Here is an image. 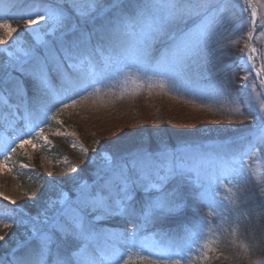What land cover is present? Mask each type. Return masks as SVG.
<instances>
[{"label": "rangeland", "instance_id": "1", "mask_svg": "<svg viewBox=\"0 0 264 264\" xmlns=\"http://www.w3.org/2000/svg\"><path fill=\"white\" fill-rule=\"evenodd\" d=\"M238 1L247 8L246 0ZM44 2L45 0H0V6L7 5L10 12L16 17V19L8 18L11 19L12 26L17 28V32H14L11 38L7 37L5 30L0 28V38L7 41L6 44L0 45V69L2 66L5 72L1 71L0 76V132H5L7 139L14 140L7 152L3 151V146L0 144V153H2L0 154V162L5 160V156L11 152V147H16L20 140L33 139V144H35V147L33 144H28L23 148H17V151L11 154L7 169L0 170V193L3 194L0 195V217H3L5 222L12 223L10 228L0 225V236L4 237L0 241V246L2 248L12 246L7 253H2L0 264H18L19 255L16 250L20 249L28 240L35 239L39 244V240L33 236V229H36L37 233L40 234L48 231L52 217L61 208L59 202L65 197L70 201H74L79 194L81 184H87L89 189L99 196L116 195L119 186L122 184L120 169L131 166L134 158L138 155L133 156L130 161L115 162L111 153L126 147L137 139L148 137V129L153 128L154 134L161 133L157 131L160 130L159 127H163L160 125L161 122L152 118L153 109L158 117L160 107H157V104L160 105V101H164V106L161 105L163 109L162 123L165 126L169 122L171 125L176 123L178 127L186 132L201 133L203 136L227 137L224 140L242 133L241 135L253 136L255 140L257 139V142L252 143V153L245 155V150L241 155L234 157H224L216 154L214 149L220 141L219 138L206 140L202 144L196 143L195 145H185L166 150L169 165L172 164L173 154L177 158V163L180 162V157H183L185 172L183 175L170 177L164 186V190L171 194V199L178 206H180L181 201L177 199V190L174 183L181 184L182 196H186L191 192H196L197 195L201 196L204 209L200 210L199 220L187 227L186 237H183L177 247L173 249L161 236L149 231L147 226L141 223L142 211L137 207L131 206L136 210L135 215L117 214L112 217H102L98 221V227L106 233L115 234L116 236L114 241H110L111 247L107 253L108 259L104 264H123V261L129 257L138 261V256H147L151 259H179L182 264H185L189 257L192 259L201 258L204 251H207L211 256L206 264H209V261L227 264L228 260L226 255L223 254L222 248L224 242L232 239V236L236 234L234 221L229 220L230 228L227 225L222 229L216 228L214 226L219 225L221 219L219 215L215 214L220 212L222 207L232 206L231 201H235L238 189L232 178H221L217 181L214 178L216 168L221 161L232 164L235 158L243 162V165L235 163L233 167L237 169L243 167L246 174L244 184L248 182L247 180H252L264 188V147L263 151L258 147L261 124L259 120L246 119L253 110H259L260 104L264 103V86L259 84V79L255 76V73L253 72L247 81L242 80L247 72L240 75V85L246 88L250 97V102L246 103L249 106H247L244 113L240 112L241 109L238 110L239 103L237 99L219 87L209 86L211 91L215 90L217 92L216 94L223 103L228 104H225L226 106H235V111L226 108V119L211 115L207 111L196 107H187L182 102H177L178 104L176 102L168 103V100L172 99L168 96L170 91L182 90L184 92L187 90L181 81L176 86L167 85L164 90H161L158 86L160 78L155 77L152 72L145 75L138 73L135 68H131L129 71L123 66V70L120 72L113 70L107 76L100 78L98 83H94L76 94L64 96L61 92L63 98L60 102H53L51 96L36 98L38 96L35 89H29L30 91L25 92L24 84L21 85L22 97L18 102H14L11 99V87L18 88V84H22V82H19L22 77L19 72V65L16 64L15 60L9 58V52L15 53L18 48L35 47L34 45L37 44L32 32L24 30L26 21L35 17L24 16L23 19L18 17L25 12L35 11L37 7L42 8ZM210 2L209 0L202 1L206 6L204 13L207 10L209 11ZM71 3L72 0H67L65 7H70ZM252 3L257 12V25L250 43L258 50L257 56L260 59L256 60V65L260 66L261 63H264V35H261L264 28L260 26V21L264 20V0H252ZM13 6H20L18 13L15 12ZM206 17L211 20L210 29L212 31L215 26L214 17L212 14ZM190 26L191 22H188L187 25H174L155 42L161 38L170 39L173 35L179 38L180 30ZM38 30L41 32L46 31L43 22ZM248 32L242 38L243 53L248 52L246 47V45H249ZM94 42L98 43V41ZM191 58H194V56L189 59L191 60ZM149 77H153L151 81ZM149 83L152 84L151 89L148 87ZM253 83L256 84L255 88L252 87ZM107 87L110 88L104 90ZM119 89H121V93H136L144 90L145 92L153 91L155 94L148 93L142 99L122 102L117 105L116 103L105 104L104 102H98L96 99L101 93L106 95L104 92H107V90L118 91ZM29 92L34 95L33 102L29 98ZM111 93L114 92H108V94ZM73 99L77 100L75 106L62 107V104H70ZM44 112L47 115L46 120ZM26 113H30L28 120L23 119ZM53 115L57 117L55 120L51 119ZM11 117H13V120H11ZM166 118L173 119L174 122H168ZM260 119H264V113L260 114ZM31 126H35L36 130L42 127L47 140L37 138L36 130L27 135L22 134L28 132V128ZM14 130L20 134L16 136ZM56 145L61 147L59 152L55 150ZM83 149H87V154ZM161 152L162 150L155 153L160 155ZM106 155L110 159H106ZM199 155L208 157L209 164L205 166V169L198 172L199 162L195 157ZM73 167L76 168L75 172L72 171ZM14 169H17L23 175L30 176L32 179L47 180L49 183L48 189L41 195L35 196L33 190L22 185L16 177ZM172 184L173 187L169 188V185ZM133 195L134 197L139 195L142 199L141 206H143L150 199L158 196L159 193L155 190L150 192L138 191ZM5 196L10 197V200H5ZM13 200L16 202L15 204L11 203ZM205 201L212 206L211 209L206 206ZM210 211L213 213L211 216L209 215ZM166 214L154 217L156 220L161 221ZM204 220H208L209 224H203ZM205 229L210 230L205 231ZM193 232L196 233L195 236L191 235ZM51 234L59 240V233ZM144 245H150V247ZM52 247L54 248L55 245H52ZM160 249H165L167 254L162 255ZM48 257H42V259L47 260ZM201 264H204V262L201 261Z\"/></svg>", "mask_w": 264, "mask_h": 264}, {"label": "snow or ice", "instance_id": "2", "mask_svg": "<svg viewBox=\"0 0 264 264\" xmlns=\"http://www.w3.org/2000/svg\"><path fill=\"white\" fill-rule=\"evenodd\" d=\"M66 2L67 0H45L42 8L37 7L35 11L20 14L18 17L20 19L24 16L35 17L26 21L24 30L32 32L39 47H21L15 53L9 52V58L19 65L21 77L33 82L37 96H51L53 102L62 100L61 92L64 96L76 94L98 83L100 78L107 76L111 71L120 72L123 70L122 66L129 71L135 68L138 73L145 75L152 72L155 77L160 78L158 86L161 90H164L167 85L176 86L180 81L185 62L206 48L214 35L210 29L211 20L204 16L206 6L197 0H138L134 15H128L121 9L111 16L108 12L112 8H120L121 0H112V4L107 9L106 0H72L70 7H65ZM230 2L231 0H222L219 11H225ZM241 7L242 10L248 11L243 4ZM8 17L16 18L7 5L0 6V28L4 29L7 37L11 38L12 34L17 32V28L12 26L11 19ZM201 17L204 18L201 19ZM101 20L97 29L95 24ZM42 22L46 28L44 32L38 30ZM90 22L92 27H89ZM188 22H191V26L181 29L179 38L173 35L171 45L165 47L160 53L159 60L152 64L153 43L165 35L170 27L177 24L187 25ZM250 25L252 30L247 33V36L253 39L257 25L255 8H251L250 11ZM260 26L264 28V20L260 21ZM261 35H264V32ZM6 43L4 38H0V45ZM246 47L248 52L241 54L235 67L249 69L242 78L243 81H247L254 72L259 79V84L264 86V63H261L259 67L256 65V60L260 59L257 56L258 50L251 45ZM97 53L100 57L99 64L93 60V55ZM64 64H67L69 68L80 70L75 79L61 71ZM54 71L59 78V91L51 83ZM152 78L149 77V80L151 81ZM148 87L151 89L152 84L149 83ZM252 87L255 88L256 84L253 83ZM25 92H27L26 89ZM76 103L77 100L73 99L70 104H62V107L68 108L75 106ZM261 113H264V103L260 104L259 110H253L246 119L259 120L261 124L259 146L264 147V119H260ZM44 115L46 120V112ZM29 117L30 113H26L23 119L28 120ZM56 118L55 115L51 117L53 120ZM33 130H36L35 126L29 127L28 132L22 134L27 135ZM36 137L47 140L42 127L36 130ZM12 143L14 140L8 139L3 145V151L7 152ZM28 144H33V139L20 140L16 147H11V152L5 156L3 162H0V170L7 169L11 154L15 153L17 148H23ZM33 146L35 147V144ZM83 151L87 154V149ZM252 151L253 146L249 144L244 154L248 155ZM105 158L110 159L107 155ZM195 159L199 162L198 172L209 164V158L204 155L196 156ZM167 160L166 150H162L160 155L151 150L141 151L134 158L131 166L120 169L122 184L115 196L111 194L107 197L99 196L91 191L87 184H81L79 194L74 201L65 197L59 202L61 208L52 217L48 231L40 234L33 229V236L39 240V252L28 253L19 260L18 264H38L37 256H54L53 264H104L108 259L110 241H114L116 236L99 228L98 221L102 217H112L117 214L135 215L136 210L131 207L134 193L152 190L159 193L142 209L141 214L146 223L151 222L156 215L178 210L179 206L173 202L171 194L164 190V186L170 177L184 174V159L180 157V162L177 163V158L173 154L171 165L167 163ZM235 163L243 165L242 161L235 158L232 164L221 161L216 168L214 178L217 181L221 178H232L239 191L245 183L246 174L243 167L240 169L233 167ZM72 171L75 172L76 168L73 167ZM261 194L264 195V192ZM0 195L3 194L0 193ZM4 199L10 200V197L5 196ZM246 201L245 197L242 202L246 203ZM11 203L16 202L13 200ZM205 203L211 209L212 206L207 201ZM231 204L232 207H222V210L215 214L219 215L221 223L214 227L222 229L227 225L230 228L229 220L239 219V207L235 201H231ZM253 211H256L258 216H264V205H260ZM209 215L213 213L210 211ZM203 224H209V221L204 220ZM0 225L10 228L12 223L5 222V219L0 217ZM207 230L210 229H205ZM51 233H59V240L55 239ZM191 235L195 236L196 233L193 232ZM3 239L4 237L0 236V241ZM52 245H55V251ZM144 246L150 247V245ZM240 247L250 258L249 244H241ZM257 247H259L258 242ZM160 253L167 254L165 249H160ZM235 258L239 261V253ZM210 259L209 253L204 251L201 258L189 257L185 264H201V261L206 264ZM123 264H182V262L179 259H151L147 256H138V261L129 257L123 261Z\"/></svg>", "mask_w": 264, "mask_h": 264}, {"label": "trees", "instance_id": "3", "mask_svg": "<svg viewBox=\"0 0 264 264\" xmlns=\"http://www.w3.org/2000/svg\"><path fill=\"white\" fill-rule=\"evenodd\" d=\"M204 0H198L202 3ZM207 1V0H206ZM210 8L204 13V16L212 14L214 17V28L212 32L214 33L212 40L209 45L201 50L198 54L194 55V58L188 59L185 62L183 71L180 77V81L186 87V91L177 90L170 91L169 95L170 102H182L183 105L191 108H199L207 111L209 114L218 116L220 118L226 119V108H231L235 111L232 105L226 106L228 104L223 103L220 97L216 94L217 92L211 91L209 86L214 85L226 91L233 98L238 100L240 112L246 111V103L250 102V97L246 88L240 85V75L243 72H248L247 68L241 70V68L235 67L236 61L239 59L241 54L244 52V46L242 45L243 35L250 29L249 24V14L248 11L242 10L241 3L238 0H231L229 7L221 12L219 11L222 0H209ZM107 7L112 4V0H106ZM138 0H121L120 8H112L108 15L111 16L121 9L128 15H134L135 6ZM17 5V4H16ZM245 7V6H244ZM19 12L20 6H13ZM22 10V9H21ZM209 12V14H208ZM204 17H201L203 19ZM16 19V18H13ZM98 21L95 27L99 29ZM92 23H89V27H92ZM172 38H161L157 42L153 43L151 50V63L155 64L160 58L161 51L171 45ZM98 43H103L98 41ZM39 47L38 44L34 45ZM93 60L99 64V54L93 55ZM4 70L0 69V76ZM61 71L68 77L75 79L79 73V70H74L69 68L67 64L62 65ZM5 73V72H4ZM22 84H18V88L11 87L12 100L18 102L22 97L21 85L24 84L25 89H35V86L31 80L22 77ZM21 81H19L21 83ZM52 85L56 86L59 91V78L55 71L52 74ZM8 85V84H7ZM110 87L105 88L104 90ZM30 91V90H29ZM33 92V91H32ZM108 92H114L108 94ZM117 92V93H116ZM30 93V92H29ZM106 95L101 93L96 99L98 102H104L105 104H115L135 101L144 98L148 93L155 94L152 92H145L141 90L136 93H121V89L118 91L104 92ZM15 95V97H13ZM30 100L34 99L33 93H30ZM39 98V97H36ZM33 102V100L31 101ZM178 102V103H177ZM164 101H160L158 110V117L153 109L154 120L161 122L157 130L161 133H153V128L148 129V137H143L133 141L131 144L123 147L116 152L111 153L112 159L115 162L121 160L130 161L133 156L138 155L141 151L151 150L153 152L160 150H169L185 145H195L196 143L202 144L206 140H211L212 138H219L218 145L215 146V152L219 156L224 157H234L241 155L248 147L249 144L257 142V139L253 136L249 137L247 135H241L238 133L235 136H230L232 138L224 140L225 136L216 137L213 135L203 136L201 133L186 132L178 124H170L169 121L174 122L173 119H167L168 125H164L163 121V109ZM226 104V105H225ZM151 118V117H150ZM173 126V127H172ZM249 137V139H247ZM258 146V144H257ZM263 151V147L258 146ZM56 151H60L61 147L56 145ZM80 160V159H79ZM16 163V162H15ZM79 164V162H78ZM80 165V164H79ZM83 169V168H82ZM16 177L22 183V185L30 190H33L35 196H39L44 193L48 187L49 183L47 180L32 179L28 175H23L14 169ZM65 179V178H64ZM246 184H243L242 189L237 190V196L235 198V204L239 207L240 217L238 220L234 221V229L236 234L232 236V239H228L223 244V254L226 255L228 260L227 264H264V216H258L254 209H258L260 205H264V188L252 180H247ZM177 190V199L181 201L180 206L177 211L173 213L166 214L161 221L156 220L155 217L152 218L151 222L146 223L142 218L141 223L147 226L149 231H153L156 235L161 236L164 241L170 244L173 249L181 242L183 237H186V229L190 227L191 223H195L200 218V213L204 209V203L202 197L197 195L196 192H191L182 196V186L181 184L174 183ZM173 187L169 185V188ZM181 196V197H180ZM239 197V199H237ZM245 197L247 198L246 203H243ZM142 199L139 195H136L131 202V206L139 208L142 211L144 208L141 206ZM233 206V205H232ZM229 206V207H232ZM121 219L119 218V221ZM257 242L259 247H257ZM241 244H249L250 246V258L249 255L244 253L243 248L240 247ZM12 247V246H11ZM10 247V248H11ZM40 245L35 239L28 240L26 243L16 250L19 255L18 260L23 258L28 253H38ZM8 247L2 248L0 246V257L2 253H7L9 251ZM65 250H67L65 246ZM55 251V247L53 248ZM239 253V261H237L236 254ZM3 257V256H2ZM38 264H53L54 256H49L47 260H43L42 257H36ZM218 264V261H209V264Z\"/></svg>", "mask_w": 264, "mask_h": 264}, {"label": "bare ground", "instance_id": "4", "mask_svg": "<svg viewBox=\"0 0 264 264\" xmlns=\"http://www.w3.org/2000/svg\"><path fill=\"white\" fill-rule=\"evenodd\" d=\"M11 120H13V117H11ZM12 126V125H11ZM13 129V128H12ZM14 134L18 136L20 133L14 130ZM5 132H0V144L3 146L7 142V138L5 137Z\"/></svg>", "mask_w": 264, "mask_h": 264}, {"label": "water", "instance_id": "5", "mask_svg": "<svg viewBox=\"0 0 264 264\" xmlns=\"http://www.w3.org/2000/svg\"><path fill=\"white\" fill-rule=\"evenodd\" d=\"M246 1H247L248 12H249V14H250L251 8H255V7H254V5H253V3H252V0H246ZM251 30H252V28H251V25H250V31H251ZM253 34H254V33H253ZM250 41H251V39H249V45H251ZM257 67H259V65H258Z\"/></svg>", "mask_w": 264, "mask_h": 264}]
</instances>
